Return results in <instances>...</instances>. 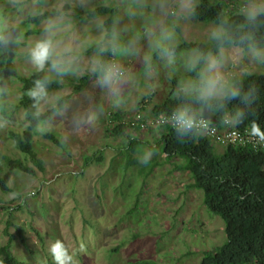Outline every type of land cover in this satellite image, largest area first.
<instances>
[{
  "label": "rangeland",
  "instance_id": "1",
  "mask_svg": "<svg viewBox=\"0 0 264 264\" xmlns=\"http://www.w3.org/2000/svg\"><path fill=\"white\" fill-rule=\"evenodd\" d=\"M211 1L225 3L229 15L242 12L248 3ZM199 2L0 0V36L11 27L22 31L11 43L12 59L21 75L36 71L28 61L27 49L32 41L42 38L49 18L40 23L27 19L57 8L70 15L53 40L61 48L70 46V59L79 62L78 74L65 75L63 87L49 91L48 100L38 107L44 112L60 97L72 94L63 110L42 120L34 130L33 146L44 170L35 167L9 136V132H22L29 124L20 103L22 81L11 76L1 80L0 86H6L7 92L0 95V177L9 173V189L0 187V245L8 240L7 229L15 236L14 254L30 264H53L49 247L58 239L65 243L75 264H200L206 252L226 241L222 217L208 209L203 190L189 186L193 182L191 173L174 169L184 159L177 156L166 160L158 142L161 131L129 123L139 115H155L156 105L171 94L178 95L182 84L196 78V73L185 69L184 61L189 52L199 50L176 53L175 64L168 66L149 47L146 32L163 23L174 32V45L209 44V33L216 23L194 17L193 9ZM99 6L114 9L112 26L115 23L122 41L134 39L139 49L138 55H107V61L120 64L125 75L123 103L118 109L112 107L108 91L99 86L97 77L74 92L80 78L89 73L88 62L100 35L97 24L107 29L109 13L82 20ZM184 8L191 11H182ZM220 57V70L231 81L235 76L264 74V64L253 61L248 50L239 46L221 48ZM113 114L126 123L112 121ZM116 125L123 126L120 132L115 130ZM48 133L55 134L63 145L47 137ZM131 136L146 143L133 149ZM153 146L158 151L151 162L157 166L148 171L147 166L137 163L136 156L139 150ZM214 147L221 154L226 145L218 143ZM6 157L35 167V174L10 169ZM129 159L136 163L129 165Z\"/></svg>",
  "mask_w": 264,
  "mask_h": 264
},
{
  "label": "trees",
  "instance_id": "2",
  "mask_svg": "<svg viewBox=\"0 0 264 264\" xmlns=\"http://www.w3.org/2000/svg\"><path fill=\"white\" fill-rule=\"evenodd\" d=\"M54 11H46L32 15L28 22L40 23L46 18H50ZM110 14L106 21L107 29H111L114 21V9L108 6H99L87 12L82 18H92L101 14ZM242 12L227 14L226 4L213 3L211 0H200L194 7L193 15L200 21H211L219 23L221 20L227 21L228 31L231 40L219 44L211 41L205 42H183L174 45L175 52L189 49L199 50L201 53L214 54L220 57V50L231 45L239 46L247 50L246 46L239 42V36L249 31L245 26ZM255 41L264 46V17L254 29ZM20 28L11 27L4 30L0 38L8 41V44L0 42V84L3 77L11 76L22 81V96L20 103L26 110V117L29 122L27 129L22 132L11 131L9 136L16 142L17 147L27 154L33 165L40 170H44V163L38 156L33 146V136L36 126L42 121L51 119L57 112L63 110L72 94L60 97L57 103L44 112L32 106V102L26 95V91L34 79L43 75L34 71L30 76H23L19 73L12 59L11 43L16 37L21 36ZM108 53L104 54V59L108 60ZM94 77L93 73L84 74L76 84L74 92L84 89L87 83ZM232 81H238L245 90L255 91V100L247 110V116L243 124L237 126L240 129L246 128L249 121L255 120L264 127V74H248L242 77L235 76ZM63 87L61 82L52 83L50 89ZM180 102L178 95H170L161 104L155 106L154 114L163 112L169 113L175 105ZM239 106V101L233 100L227 108ZM39 107V106H38ZM222 113H213V122L220 120ZM120 116L112 115V121L116 122ZM220 125V124H219ZM137 127V126H136ZM117 132L123 128L122 125L114 126ZM139 128V126H138ZM161 131L158 138L162 153L166 160L180 156L183 162L176 163L174 169L177 171H189L193 182L190 187L201 189L204 192V202L211 212L222 217L225 224L226 241L216 250L205 253L200 264H264V153L250 145L228 144L223 153L215 152L214 143L204 136L198 139H189L183 142L178 141L174 132L167 125L155 127ZM54 142L63 145L62 141L53 133L46 134ZM133 149L140 144L146 143L144 140L130 137ZM6 162L10 169H20L31 174H35V167L27 165L21 159L6 157ZM129 165L135 164V160L129 159ZM157 166L156 162L147 165L148 171H152ZM9 173L0 177V187L8 190ZM19 234L24 243L26 238L19 229ZM9 236L5 244L0 245V264H30L28 261L18 258L12 247L15 236L5 230ZM140 264H156L150 261H139Z\"/></svg>",
  "mask_w": 264,
  "mask_h": 264
},
{
  "label": "clouds",
  "instance_id": "3",
  "mask_svg": "<svg viewBox=\"0 0 264 264\" xmlns=\"http://www.w3.org/2000/svg\"><path fill=\"white\" fill-rule=\"evenodd\" d=\"M188 12L190 9L184 8ZM70 13L61 8L54 10L47 20L42 33V38L32 41L27 49V58L36 72L44 73L34 79L26 95L34 108L47 101L50 85L59 83L65 75H77L79 62H73L69 53L72 48L64 45L62 48L53 36L60 30L62 23L66 22ZM241 15L249 31L239 36V42L244 44L250 58L258 64H264V46L255 41L254 29L264 17V0H248ZM100 35L95 39V54L89 59L88 71L97 76L101 88L108 91L112 107L118 109L122 106L121 85L125 80L122 66L113 61L104 59L108 53L113 57L138 55L136 40L126 42L121 40L120 31L115 23L111 29H105L102 24H97ZM146 38L149 47L159 55L166 65L172 66L176 62V52L173 41L174 32L163 23L148 30ZM209 38L219 44L231 40L227 21L221 20L209 33ZM5 45L8 41L0 38ZM221 57H213L199 51H192L186 55L184 67L189 72L196 73V78L181 85L178 90L180 102L169 113H166L161 122L170 127L178 141L198 139L215 132L213 113H222L217 124L225 127H237L244 123L247 110L255 100L254 90H245L238 81L229 80L220 70ZM51 73L52 75H50ZM7 92L6 86H0V95ZM240 105L229 110L227 105L233 101ZM55 107V106H54ZM247 135L260 147H264V127L255 120L249 121L245 128ZM134 139V138H133ZM158 149L139 150L136 156L137 163L142 166L150 164L153 155ZM53 264H75L73 256L62 240H55L49 247Z\"/></svg>",
  "mask_w": 264,
  "mask_h": 264
},
{
  "label": "built area",
  "instance_id": "4",
  "mask_svg": "<svg viewBox=\"0 0 264 264\" xmlns=\"http://www.w3.org/2000/svg\"><path fill=\"white\" fill-rule=\"evenodd\" d=\"M166 114V112L151 115V116H142L139 115L137 118L132 119L129 121L131 125H138L141 127H158L164 125L161 122L162 117ZM126 123L122 118H120L117 123ZM128 123V124H129ZM212 123L215 125V132L211 135H206L209 139L212 140L214 144H240V145H250L256 148L257 150L264 153V147H260L259 145L255 144V142L247 135L245 132V128L240 129L238 127H225L223 125H219L216 122Z\"/></svg>",
  "mask_w": 264,
  "mask_h": 264
}]
</instances>
